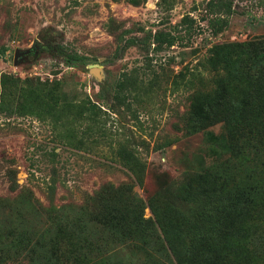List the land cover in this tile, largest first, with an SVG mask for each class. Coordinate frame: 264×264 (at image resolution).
<instances>
[{"label": "rangeland", "instance_id": "rangeland-1", "mask_svg": "<svg viewBox=\"0 0 264 264\" xmlns=\"http://www.w3.org/2000/svg\"><path fill=\"white\" fill-rule=\"evenodd\" d=\"M230 42L255 46L218 51L236 72L198 93L209 50ZM126 75L137 83L129 95L118 89ZM1 81L13 109L0 110L6 264H207L195 238L220 219L212 201L236 193L225 263L264 264V215L249 213L264 203V0H0ZM45 92L93 101L96 122L55 128L24 101ZM110 210L118 232L96 224Z\"/></svg>", "mask_w": 264, "mask_h": 264}, {"label": "trees", "instance_id": "trees-1", "mask_svg": "<svg viewBox=\"0 0 264 264\" xmlns=\"http://www.w3.org/2000/svg\"><path fill=\"white\" fill-rule=\"evenodd\" d=\"M128 2L132 4H139L140 0H127ZM154 42L160 43V42H168L170 43V40H165V35L162 32H156L153 35ZM254 44H249L248 46H245L240 43L236 42H230V43H224L219 45H214L210 50L209 54L207 56V62L209 64L208 69V76L203 77L201 75H195L194 79L196 80V91L198 93H204L206 95H211L214 89V86L221 87L223 85L224 88H227L226 85L230 84L231 82V74L236 72L233 71L231 66V61L228 60V64L226 66L227 60L226 58L219 57V52L222 50L224 54L227 56H232L235 58L238 55H242L243 53L247 51H252L254 49ZM236 62L235 60H233ZM224 70V71H223ZM229 77V78H228ZM219 78V79H218ZM137 83L133 81V77L131 75H126L123 77L122 80L118 83V89L123 92L126 95L132 94L136 92L137 90ZM6 82L1 81L0 83V110H3L5 112H12L9 107V101L8 100V93L6 91ZM24 101L30 105V109L33 108V110H37L36 112L42 115L46 119H50L53 123L54 127L57 128L58 124L62 122L64 125L65 123L69 122L73 126L72 131H76V128L79 127L82 130V125L85 122H96V119L98 118V112L101 111V107L94 103L93 101L89 99H70V100H58L57 97H55L50 92H45L43 95L36 94L35 96H29L28 98H24ZM20 106L23 108L25 106L24 103H21ZM88 130V129H87ZM60 139L64 144H67L69 146L74 145V140L69 135H60ZM82 140L83 139H79ZM82 141H78V144H81ZM264 140L261 141L260 144H262ZM79 146V145H78ZM80 147V146H79ZM131 171L135 175L136 178H138L139 182L141 181V178L138 177V171H136L135 168H132ZM120 188L116 189L115 191H119ZM211 195V194H210ZM212 195L208 197V207L209 210L212 211L211 206V199ZM239 194L236 193L232 198H229L226 200V203H223L221 205H217L216 203H213L214 208L221 207L222 210L215 213L214 217H217L219 221L217 223L213 222V225L210 224V228L212 231L211 236H207L206 231L205 234L202 236H198L195 238L194 243L198 247V251L202 254L200 257H205L207 264H229L225 263L224 260V248L232 246V243L234 244L232 240V236L228 237L229 232L234 229L235 225V218H233V215H236V209L239 207L237 203L239 202ZM160 199V198H159ZM157 196L151 195L147 199V203L149 204L151 214L153 216L152 220H149L150 223L156 227V223L160 226L161 224V217L159 210L156 209V206L158 204L159 200ZM133 200L137 201L136 203H139L138 210L141 209V202L140 199L133 198ZM225 201V200H224ZM220 209V208H219ZM247 210V209H246ZM245 210V211H246ZM252 215H264V203L260 207H256V209L252 210ZM100 215V216H99ZM98 216H95L96 224L97 223H105L110 224L114 227V229L118 232L120 229V223H117L120 219V215L115 214L112 210L104 213L99 214ZM227 216L228 218L232 219L233 222L231 224L227 225L230 226L226 233H224L223 227L225 225H221V219L226 218L224 216ZM138 218V217H137ZM139 219V218H138ZM214 256V258H213ZM7 257L6 255L4 257H0V264H6V260L4 259ZM174 264V263H171ZM175 264H189L187 261H184V259L177 258Z\"/></svg>", "mask_w": 264, "mask_h": 264}, {"label": "water", "instance_id": "water-1", "mask_svg": "<svg viewBox=\"0 0 264 264\" xmlns=\"http://www.w3.org/2000/svg\"><path fill=\"white\" fill-rule=\"evenodd\" d=\"M18 54H19V53H18V52H16V55H15V57H16ZM93 70H94V72H93V73H94L95 75H97V76H98V71H97L96 69H93Z\"/></svg>", "mask_w": 264, "mask_h": 264}, {"label": "flooded vegetation", "instance_id": "flooded-vegetation-1", "mask_svg": "<svg viewBox=\"0 0 264 264\" xmlns=\"http://www.w3.org/2000/svg\"><path fill=\"white\" fill-rule=\"evenodd\" d=\"M23 54H24V53H22V52L20 53V52H19V54H18V55H23ZM18 55H17V56H18Z\"/></svg>", "mask_w": 264, "mask_h": 264}, {"label": "bare ground", "instance_id": "bare-ground-1", "mask_svg": "<svg viewBox=\"0 0 264 264\" xmlns=\"http://www.w3.org/2000/svg\"><path fill=\"white\" fill-rule=\"evenodd\" d=\"M93 72H94V70H93Z\"/></svg>", "mask_w": 264, "mask_h": 264}]
</instances>
